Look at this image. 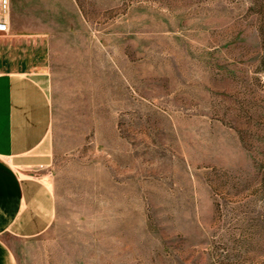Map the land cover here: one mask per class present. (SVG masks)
<instances>
[{"label":"rangeland","instance_id":"1","mask_svg":"<svg viewBox=\"0 0 264 264\" xmlns=\"http://www.w3.org/2000/svg\"><path fill=\"white\" fill-rule=\"evenodd\" d=\"M41 75L48 193L14 264H264V0H10Z\"/></svg>","mask_w":264,"mask_h":264},{"label":"crops","instance_id":"2","mask_svg":"<svg viewBox=\"0 0 264 264\" xmlns=\"http://www.w3.org/2000/svg\"><path fill=\"white\" fill-rule=\"evenodd\" d=\"M2 63L0 59V264H14L7 237L36 236L52 221L47 191L18 170L46 161L53 109L41 75L3 69Z\"/></svg>","mask_w":264,"mask_h":264},{"label":"built area","instance_id":"3","mask_svg":"<svg viewBox=\"0 0 264 264\" xmlns=\"http://www.w3.org/2000/svg\"><path fill=\"white\" fill-rule=\"evenodd\" d=\"M10 0H0V34H8L11 29Z\"/></svg>","mask_w":264,"mask_h":264}]
</instances>
